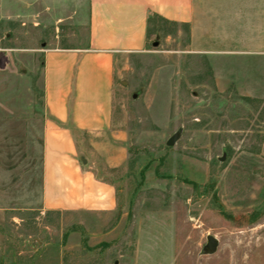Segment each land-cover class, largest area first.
<instances>
[{"label": "rangeland", "instance_id": "rangeland-1", "mask_svg": "<svg viewBox=\"0 0 264 264\" xmlns=\"http://www.w3.org/2000/svg\"><path fill=\"white\" fill-rule=\"evenodd\" d=\"M37 1L0 0V260L264 264V27L248 20L239 34L215 19L192 36L166 24L125 56L110 129L125 137L124 161L80 155L115 185L118 209L49 212L42 50L87 45L89 0ZM208 235L219 244L207 254Z\"/></svg>", "mask_w": 264, "mask_h": 264}, {"label": "crops", "instance_id": "crops-1", "mask_svg": "<svg viewBox=\"0 0 264 264\" xmlns=\"http://www.w3.org/2000/svg\"><path fill=\"white\" fill-rule=\"evenodd\" d=\"M215 19L236 20L239 34L253 20L261 33L264 0H89L87 45L43 48L44 211L118 209L115 185L97 175L94 161L84 165L80 155L90 146L112 167L124 161L125 137L110 133L122 60L145 51L150 36L166 24L190 25L192 36H207Z\"/></svg>", "mask_w": 264, "mask_h": 264}, {"label": "water", "instance_id": "water-1", "mask_svg": "<svg viewBox=\"0 0 264 264\" xmlns=\"http://www.w3.org/2000/svg\"><path fill=\"white\" fill-rule=\"evenodd\" d=\"M154 46H157L158 45V42H154L153 43ZM134 97H136V94H134ZM177 139V136H173L172 138H170L168 141H167V144L168 145H173L175 143ZM221 160H224L225 158L222 157L220 158ZM218 244H219V240L218 238H216L215 236L213 235H208L207 236V243L205 244V246L203 247V252L204 253H213L217 250L218 248Z\"/></svg>", "mask_w": 264, "mask_h": 264}, {"label": "trees", "instance_id": "trees-1", "mask_svg": "<svg viewBox=\"0 0 264 264\" xmlns=\"http://www.w3.org/2000/svg\"><path fill=\"white\" fill-rule=\"evenodd\" d=\"M0 264H4V263H3V259L0 260Z\"/></svg>", "mask_w": 264, "mask_h": 264}]
</instances>
